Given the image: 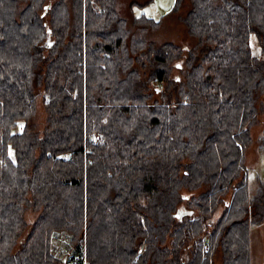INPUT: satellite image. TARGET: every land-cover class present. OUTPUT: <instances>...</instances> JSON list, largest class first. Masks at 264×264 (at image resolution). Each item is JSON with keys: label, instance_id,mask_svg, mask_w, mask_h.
Wrapping results in <instances>:
<instances>
[{"label": "trees", "instance_id": "trees-1", "mask_svg": "<svg viewBox=\"0 0 264 264\" xmlns=\"http://www.w3.org/2000/svg\"><path fill=\"white\" fill-rule=\"evenodd\" d=\"M118 1L0 0V264H252L264 0H175L191 48ZM57 234L85 260L57 256Z\"/></svg>", "mask_w": 264, "mask_h": 264}, {"label": "rangeland", "instance_id": "rangeland-1", "mask_svg": "<svg viewBox=\"0 0 264 264\" xmlns=\"http://www.w3.org/2000/svg\"><path fill=\"white\" fill-rule=\"evenodd\" d=\"M56 2L58 0H50ZM149 0H119L118 1V10L123 18L127 20L128 26L132 25V18L138 17L142 14H145L146 17L152 18L156 21L161 22V27L158 31L154 32L151 35V39H155L158 44H163L165 42L171 41L181 47L191 48L196 43V40L191 37L186 26L178 20L177 14L172 13V10L175 5V0H152L149 4L142 7L138 4L144 5ZM131 3H136L131 8ZM188 8L186 6L180 11L179 14H184ZM49 41V40H48ZM251 47L254 54L258 53L257 40L255 36L251 38ZM179 72L173 71V76L178 75ZM155 89V86L152 87V90ZM44 95L40 92L36 105V114L34 122L37 124V128L42 129L45 120L46 113L43 101ZM155 98H158V95H155ZM259 123L252 128V144L246 152L245 165L248 171V185L249 193L251 198H255L257 195L259 186L261 182H264V113L259 116ZM232 189L223 196L222 203L219 205L218 209L210 218L209 223L214 224L223 212L225 203H228L232 197ZM182 214H188L184 206L181 208ZM37 217V213L29 212L27 215L28 223H31ZM69 244L73 245L72 247L64 245V243L57 244L54 240L52 241L54 252L57 256L62 257L63 251H69L71 249H76V246L71 243L69 239ZM56 247V248H55ZM251 248H252V264H264V221L255 224L251 229ZM63 249V251H62ZM64 253V252H63ZM215 264H222L221 254L216 255L214 258Z\"/></svg>", "mask_w": 264, "mask_h": 264}, {"label": "built area", "instance_id": "built-area-1", "mask_svg": "<svg viewBox=\"0 0 264 264\" xmlns=\"http://www.w3.org/2000/svg\"><path fill=\"white\" fill-rule=\"evenodd\" d=\"M54 240L57 244L64 243V245H66V246L70 245L69 244V238L66 235L57 234L54 236ZM70 246L72 247V245H70ZM71 247H70L71 252L63 251V249H62V251L64 252V253L62 252L63 256L70 257L74 262L84 261L85 260L84 253L80 250L71 249ZM206 249H207V247H206Z\"/></svg>", "mask_w": 264, "mask_h": 264}, {"label": "water", "instance_id": "water-1", "mask_svg": "<svg viewBox=\"0 0 264 264\" xmlns=\"http://www.w3.org/2000/svg\"><path fill=\"white\" fill-rule=\"evenodd\" d=\"M49 46H50V45H49ZM158 91H159V89H158ZM177 215H178V218H179V219H182V213H178ZM65 260H66V259H65Z\"/></svg>", "mask_w": 264, "mask_h": 264}, {"label": "snow or ice", "instance_id": "snow-or-ice-1", "mask_svg": "<svg viewBox=\"0 0 264 264\" xmlns=\"http://www.w3.org/2000/svg\"><path fill=\"white\" fill-rule=\"evenodd\" d=\"M178 67H179V65H178Z\"/></svg>", "mask_w": 264, "mask_h": 264}]
</instances>
